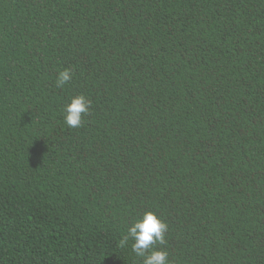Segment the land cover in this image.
I'll return each mask as SVG.
<instances>
[{
    "label": "trees",
    "instance_id": "16d2710c",
    "mask_svg": "<svg viewBox=\"0 0 264 264\" xmlns=\"http://www.w3.org/2000/svg\"><path fill=\"white\" fill-rule=\"evenodd\" d=\"M146 210L170 264H264V0H0V264H142Z\"/></svg>",
    "mask_w": 264,
    "mask_h": 264
},
{
    "label": "clouds",
    "instance_id": "9594fccd",
    "mask_svg": "<svg viewBox=\"0 0 264 264\" xmlns=\"http://www.w3.org/2000/svg\"><path fill=\"white\" fill-rule=\"evenodd\" d=\"M72 78V71L64 69L57 75V86L63 87ZM91 102L83 95H76L69 98L64 105V122L69 128H79L83 123V115L90 110ZM168 225L158 215L146 210L142 216L135 219L127 228V235H124L119 242L121 248L128 245L129 239L131 249L137 257L142 258V264H170L168 252L165 249L157 250L155 245H165V233Z\"/></svg>",
    "mask_w": 264,
    "mask_h": 264
}]
</instances>
